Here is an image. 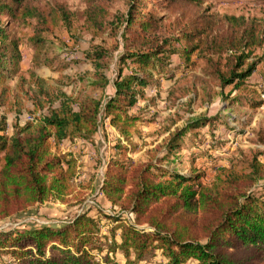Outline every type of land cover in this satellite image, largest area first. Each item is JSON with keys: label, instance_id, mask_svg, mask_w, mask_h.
I'll use <instances>...</instances> for the list:
<instances>
[{"label": "trees", "instance_id": "1", "mask_svg": "<svg viewBox=\"0 0 264 264\" xmlns=\"http://www.w3.org/2000/svg\"><path fill=\"white\" fill-rule=\"evenodd\" d=\"M109 1L125 2L128 13L122 14V26L114 30V45H92L87 51L86 60L93 68L78 77L77 89L67 93L62 80L52 83L31 72L29 80L22 78V95L14 93L9 84L21 71L23 59L19 41L9 29L17 20L35 19L32 40L37 64L54 68L56 62L45 56L44 33L53 32L62 20L70 26L71 12L64 4L43 11L30 0H0V108L16 107L19 115L27 97L34 118L23 124L16 121L11 134L6 116L0 119V223L23 221L33 213L49 217L41 215L39 208L51 200L77 207L69 219L55 223L33 219L0 229V250L10 254L13 264H143L159 253L165 258L161 264L190 260L196 264H264V161L260 151L241 153L228 158V165H216L209 185L203 180L205 171L192 162L195 152L188 171L171 166L183 149L186 133L198 138L197 128L209 124L215 129L214 123L222 116H200L175 126L178 117L171 121L175 128L167 126L159 142L145 144L142 158L131 156L139 148L134 139L140 125L146 122L141 112L132 109L146 99L149 87L159 92L161 79L172 70L186 71L196 65L194 57L202 58L205 78L230 106L262 105L258 89L262 87L264 93V79L254 85L251 76L262 61L254 54L264 46V18L227 15L225 27L219 28L208 18L207 7L180 36L164 37L157 9L199 6L204 0ZM106 11L89 10L94 30L107 27ZM177 40L184 42V50L174 48ZM176 52L184 58L183 67L171 62ZM113 62L116 74L110 76ZM66 68L62 65L59 71ZM24 83H28L26 90ZM103 119L118 133L99 185L112 212L97 202H86L83 189L90 186L77 181V160L70 155L74 153L62 149L66 140L93 144ZM209 150L198 154L209 155ZM99 215L112 221L113 239L101 258L96 256L104 252ZM117 252L123 263L111 256Z\"/></svg>", "mask_w": 264, "mask_h": 264}, {"label": "rangeland", "instance_id": "2", "mask_svg": "<svg viewBox=\"0 0 264 264\" xmlns=\"http://www.w3.org/2000/svg\"><path fill=\"white\" fill-rule=\"evenodd\" d=\"M32 6L41 8L43 11H49L56 4H64L71 12L70 22L68 26L64 21H60L51 33H44L47 42V51L45 56L56 62L54 68L46 65H38L36 60L37 49L32 40L34 27L37 21L29 19L23 22L22 20L15 21L11 28L13 38L19 41L23 59L21 62V71L13 75L9 79V84L14 93L24 95V90H21L22 78L29 80L30 73L35 72L37 75L48 78L52 83L55 80L65 82L64 90L68 93L77 89L79 85L78 77L84 71L93 68L91 63L86 60V53L92 48V45H100L111 47L114 45L116 37L114 30H119L122 26L120 17L122 14L128 13V6L123 1L115 2L109 0H30ZM210 7L206 14H209L214 23L218 24L219 28H224L226 25V16L235 15L237 17L245 16L247 19L264 18V0H204L199 6L194 4L179 5L174 10L157 9L156 14L162 16V36L178 37L181 35V30L190 28L192 21L203 10ZM96 9L100 14L101 10H107L106 28L93 29V24L88 20L89 10ZM87 12V13H86ZM224 30V29H221ZM122 42V38L118 36ZM185 44L182 40L175 42L176 50H184ZM45 51H43L44 55ZM254 56L262 58V61L257 66L256 76L254 80L264 79L263 71L259 72L264 65V46L256 50ZM196 65L188 67V70H172L167 77L161 79V87L147 89V97L142 105L134 108L135 112H141L146 122L140 125V134L143 136L142 142L139 140L138 146L143 148L153 141H158L166 132L167 126H172L171 121L181 117L175 126H184L188 119H193L200 116H212L218 114L222 116L220 120L213 125L206 124L202 128H197L196 133L199 137H191L190 132L183 137V149L178 153L171 164L172 167L178 170L188 171L193 160L192 153H196L194 162L197 168L205 171L204 182L211 184L215 175L216 165H228V158L239 156V154H250L253 151H260V159L264 161V93L259 86V97L263 99L261 106L251 108L247 103H235L230 106L217 93L218 88L214 87L209 82L202 69L205 66L202 58L194 57ZM173 65L184 66L185 61L183 56L178 52L171 56ZM66 65L67 68L60 72L59 68ZM110 76L116 74V65L113 62ZM172 68L173 66H169ZM69 77V78H68ZM74 78V80H72ZM57 83V82H56ZM252 84L260 85L254 82ZM24 89L28 88V83H24ZM264 87V85H263ZM174 91L172 99H170V91ZM156 94H158L156 96ZM258 95V94H257ZM177 97V99H175ZM154 98V101L151 100ZM23 115L30 114L28 110L32 108V104L27 97L23 99ZM21 113V114H22ZM6 116L8 123V131L11 132L16 121L24 122L23 116H18L16 107L10 109L7 107L0 108V119ZM172 126V129L175 128ZM103 126L104 132H99L95 138L94 144L88 142H80L79 145L73 147L67 142L64 144V149L73 152L70 154L76 158L78 164L79 178L77 181L90 187L83 189L84 195L87 197L86 202L95 204L97 202L106 211L112 212V208L105 203L100 192V182L104 171V162L108 159V146L114 140V132L112 129ZM213 134V135H212ZM215 136V137H212ZM201 139L202 144H199ZM110 142V143H109ZM141 142V143H140ZM111 146V145H110ZM210 146H212L210 148ZM73 147V148H72ZM209 150V155H200V150ZM75 150V152H74ZM140 151V150H138ZM134 159L142 158L143 154H131ZM236 158V157H234ZM79 183V182H78ZM91 184V185H89ZM77 207H69L57 200H51L39 208L41 215L49 217H38L33 214H28L23 217V221L11 220L0 223V229L9 227H17L21 223L30 220H37L42 223H55L62 219H69ZM112 210V211H111ZM95 212V209L92 210ZM100 235L102 236V245L104 252H96V256L101 258L108 253L109 247L112 244V234L110 228L112 221L99 215ZM118 236V234H117ZM111 256L116 261L123 263L120 252ZM10 254L0 250V264L14 263ZM165 262V258L160 253L155 256L150 262L143 264H161ZM187 264H196L190 260Z\"/></svg>", "mask_w": 264, "mask_h": 264}, {"label": "crops", "instance_id": "3", "mask_svg": "<svg viewBox=\"0 0 264 264\" xmlns=\"http://www.w3.org/2000/svg\"><path fill=\"white\" fill-rule=\"evenodd\" d=\"M263 69H264V65L262 66V68H260V70H259V72H261V71H263ZM88 70H92V68L91 69H88ZM256 76V71L252 74V76H251V82L252 83H254V82H259V81H261V80H254V77ZM150 88H152L153 89V87H150ZM68 93V92H67ZM70 93H72V92H70ZM146 94H147V91H146ZM144 103V100H140L139 102H138V104L136 105V106H134V108H136V107H138V105H142ZM32 104V103H31ZM32 108H33V105H32ZM31 108V109H32ZM134 108L132 109V112H135L134 111ZM18 115V114H17ZM28 115H30V114H25L24 113V115H23V113L22 114H19L18 116H23L24 117V122L23 123H25L26 121H27V119H26V117L28 116ZM20 123H22V121H20ZM22 123V124H23ZM103 126H105L106 128H108V126H110V128L109 129H112V131L114 132V139L116 138V137H118V133L116 132V130L114 129V128H112L111 127V125H110V123H109V120L108 119H103V122H102V126L100 127V129H99V132H104L103 131ZM105 128V129H106ZM140 131H141V127H140ZM7 132L9 133V134H11L12 133V131L11 132H9L8 131V129H7ZM98 132V133H99ZM162 138H160V139H158V141H156V143L157 142H159L160 140H161ZM138 144H139V140L142 142V140H143V136L141 135V134H139V135H137L136 137H135V139H134ZM67 142H69L70 144H72V146L73 147H75V146H77V145H79L80 144V142H81V140H78V141H75V142H71V141H69V140H66V141H64V143L62 144V149H63V151L64 152H69V151H67V150H65L64 149V144H66ZM140 142V143H141ZM84 143H86V144H88V142H84ZM110 143V142H109ZM94 144V143H93ZM111 145V144H110ZM108 146V154H110V150H111V146ZM140 145V144H139ZM72 147V148H73ZM138 150H140V151H138ZM138 150L136 151V152H134V153H132V154H136L137 152H139V154H144V152H145V147L143 148L142 146H139V148H138ZM74 152H75V150H74ZM73 153V152H72ZM75 154V153H74Z\"/></svg>", "mask_w": 264, "mask_h": 264}, {"label": "built area", "instance_id": "4", "mask_svg": "<svg viewBox=\"0 0 264 264\" xmlns=\"http://www.w3.org/2000/svg\"><path fill=\"white\" fill-rule=\"evenodd\" d=\"M263 95H264V94H263ZM26 119H27V120H33L34 118H33V116L28 115V116L26 117Z\"/></svg>", "mask_w": 264, "mask_h": 264}]
</instances>
